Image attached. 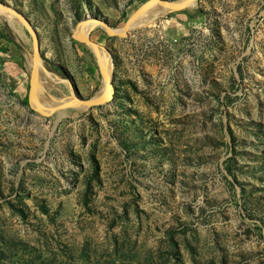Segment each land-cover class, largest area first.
Instances as JSON below:
<instances>
[{
	"label": "rangeland",
	"instance_id": "374dc122",
	"mask_svg": "<svg viewBox=\"0 0 264 264\" xmlns=\"http://www.w3.org/2000/svg\"><path fill=\"white\" fill-rule=\"evenodd\" d=\"M159 1L0 0V264H264V0Z\"/></svg>",
	"mask_w": 264,
	"mask_h": 264
},
{
	"label": "crops",
	"instance_id": "0c3cea01",
	"mask_svg": "<svg viewBox=\"0 0 264 264\" xmlns=\"http://www.w3.org/2000/svg\"><path fill=\"white\" fill-rule=\"evenodd\" d=\"M0 66L1 79L7 83L14 91L20 92L23 90L22 82H15L18 70H21L22 61L18 52V44L15 38L3 27L0 23ZM13 85V86H12Z\"/></svg>",
	"mask_w": 264,
	"mask_h": 264
},
{
	"label": "water",
	"instance_id": "95a60500",
	"mask_svg": "<svg viewBox=\"0 0 264 264\" xmlns=\"http://www.w3.org/2000/svg\"><path fill=\"white\" fill-rule=\"evenodd\" d=\"M190 1H192V0H181L180 2H177V3L167 2V1H164V0H160L159 2L161 4H164V2L168 3V4H164L167 8H170V9H173V10H180V9L184 8L187 5V3L190 2ZM134 17H135V15H132L128 19L126 25L122 29L123 33H125V30L127 29L126 28L127 25L134 19ZM24 21L26 23V26L29 28L30 32L34 35L32 29L30 28L28 20L24 19ZM108 32H109V34H113V35L119 33V32H117L115 30H113V31L109 30ZM83 40L88 41V39H86V38H83ZM35 57H37L36 54H35ZM99 65H100L101 70L103 71L104 78L107 81L108 80L107 70L104 67V65H102L101 63ZM35 72H36V67L33 65L32 69H31L30 84H29V90H28L29 95H32V82L34 80ZM106 99H107V90L104 91V94L99 99L91 100V101H85L84 103L86 105L92 106V105H97V104L103 103V102L106 101Z\"/></svg>",
	"mask_w": 264,
	"mask_h": 264
},
{
	"label": "bare ground",
	"instance_id": "6f19581e",
	"mask_svg": "<svg viewBox=\"0 0 264 264\" xmlns=\"http://www.w3.org/2000/svg\"><path fill=\"white\" fill-rule=\"evenodd\" d=\"M181 1V0H180ZM173 3H177L176 1L175 2H173ZM192 3H193V0L192 1H190V2H188L187 3V5L186 6H190V5H192ZM168 4V3H167ZM146 7H148V6H146ZM145 7V8H146ZM145 8H143L140 12H139V14L134 18L135 20H136V18L137 17H139V16H148V15H153V14H156L157 12H160V10H164L165 8H167V7H164V8H156V9H146V10H144ZM144 10V12H142ZM0 11H2L1 9H0ZM1 13H10V12H6V11H3V12H1ZM132 20L133 22L135 21V20ZM130 22L128 25H127V27L126 28H128V26H131L132 25V23L133 22ZM81 33H83V31H81L80 32V34ZM31 65L33 66H35L36 67V70H37V67H38V58L37 57H34L33 58V60H32V63H31ZM35 74H36V72H35ZM34 79H35V76H34ZM34 83H35V81L33 80V82H32V87L34 86ZM35 86H36V88H38V84L37 83H35ZM105 90H107V89H105ZM31 98H33V100H34V95H33V93H32V95H31ZM36 100V99H35ZM35 100H34V103H36L35 102Z\"/></svg>",
	"mask_w": 264,
	"mask_h": 264
}]
</instances>
